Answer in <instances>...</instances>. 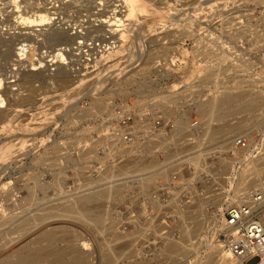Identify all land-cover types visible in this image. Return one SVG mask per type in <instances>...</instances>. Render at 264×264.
<instances>
[{
	"label": "rangeland",
	"instance_id": "1",
	"mask_svg": "<svg viewBox=\"0 0 264 264\" xmlns=\"http://www.w3.org/2000/svg\"><path fill=\"white\" fill-rule=\"evenodd\" d=\"M30 1L0 0V41L9 38L0 45L7 117L0 125V264H32L20 255L62 251L33 264H229L210 226L264 184L244 183L264 174V0ZM44 5L73 36L90 34L84 43L113 40L114 53L94 54L98 71L74 70L81 38L58 46L19 36L29 30L17 10L30 15ZM123 13L129 24L122 35L86 24ZM163 59L169 65L159 75ZM132 98L156 100L153 108L178 133L199 120L189 147L196 148V170H180L183 178L172 185L167 178L179 170H160L162 154L112 155L109 141L99 140L103 113ZM222 127L231 131L214 135ZM243 135L249 148L230 154L225 142ZM186 188L191 198L181 195ZM258 216L264 221V205ZM50 233L58 239L48 240Z\"/></svg>",
	"mask_w": 264,
	"mask_h": 264
},
{
	"label": "built area",
	"instance_id": "2",
	"mask_svg": "<svg viewBox=\"0 0 264 264\" xmlns=\"http://www.w3.org/2000/svg\"><path fill=\"white\" fill-rule=\"evenodd\" d=\"M110 44L114 42L108 38L81 43L75 48L76 56L79 57V66L74 70L81 76L98 71L99 67L95 63L97 57L94 54H103V49ZM102 56L99 59L103 58ZM168 65L166 59L161 60L157 64L156 73L161 75ZM131 100L113 103L103 113V123L106 128L104 137H99V140L109 141V149L113 148L112 155L117 156L118 152H124L126 159H134L152 157L148 155L149 153L162 154L159 156L160 170L166 167L179 170L167 178L172 185L176 179L183 178L184 175L180 170H196V148L189 147L196 146V128L200 126L199 120L191 118V131L178 133L177 123L167 120L166 116L153 108L156 100L137 98ZM231 140L225 142L227 147L231 148V153L229 148L230 154L238 155V152L245 151L250 146L248 138L244 135ZM193 179L196 177L193 176L190 180ZM159 186L163 187L164 183H159ZM164 192L166 193L165 189L161 190L155 198L164 196ZM181 195L191 198L187 188ZM261 203L264 205V184L248 192L244 203L231 206L221 214L218 222L210 226L212 243H218L222 247V254L230 256L229 264H249L254 258H258L254 264H264V224L258 216Z\"/></svg>",
	"mask_w": 264,
	"mask_h": 264
},
{
	"label": "bare ground",
	"instance_id": "3",
	"mask_svg": "<svg viewBox=\"0 0 264 264\" xmlns=\"http://www.w3.org/2000/svg\"><path fill=\"white\" fill-rule=\"evenodd\" d=\"M32 1V0H31ZM30 1V2H31ZM52 1V0H51ZM57 1H59V0H57ZM56 1V2H57ZM65 1V0H64ZM26 2V1H25ZM32 2H34V0L32 1ZM55 2V3H56ZM27 4V3H26ZM50 4V3H49ZM66 4V3H65ZM65 4H64V6H65ZM32 4L30 3V6H31ZM22 6V5H21ZM26 5H24V7H25ZM53 6V5H52ZM51 6V7H52ZM58 6V5H57ZM64 6H62V7H64ZM68 6V5H67ZM126 6V5H125ZM23 7V6H22ZM32 7V6H31ZM61 7V6H60ZM148 7V6H147ZM21 8V7H20ZM29 8V7H28ZM33 8V7H32ZM18 9V8H17ZM33 9H35V8H33ZM60 9V8H59ZM146 9V8H145ZM21 9H19V10H17V13L19 12V15L18 16H16V18H17V22H19V24H23V25H25L24 27H26V29H28L29 31L27 32H22V33H20V35L19 36H24L23 38H33V37H37V38H40V37H42V38H47V39H49V40H51V41H53V43L55 44V45H63V43L65 42V44L68 46V45H70V44H72V43H76V40L78 39V38H81V37H85V39H87L88 38V36H86L88 33H83V32H80V33H77L76 35H72V34H74V33H72V29H70V27H72V26H70V27H68V26H66V25H61L62 23H59V24H57V22H55L54 21V19H53V17H55V16H53L52 18L49 16V13H48V11L49 10H51V8H47L46 7V5H44V6H39V7H36V10L34 11V13L30 16L29 14H27V15H29V16H27L26 14L24 15L23 14V10H21ZM29 10V9H28ZM23 11V12H22ZM135 11V10H134ZM30 12V11H29ZM129 12V11H128ZM148 12V11H147ZM25 13V12H24ZM128 14V13H127ZM112 15H114V14H112ZM123 16L122 17H112L111 15H109V16H107L106 18H104V20H102V19H95V21H97L99 24L98 25H100V26H98V27H100V28H98V27H96L95 26V24H97V23H95L94 22V24H92L91 22H87L86 24H89L90 26H92L93 28H95L97 31H99V32H101V30L103 31V32H105L106 34H108V35H114V34H116V33H119L118 35H120L121 33V31L124 29L123 28V26H125V24L127 25V24H129V23H126L127 22V17H125V18H127L126 20H124L123 19V17L124 16H126L125 15V13H123L122 14ZM5 16V15H4ZM140 16V15H139ZM9 18V17H8ZM58 18V17H57ZM89 18V17H88ZM130 18V17H129ZM13 19H14V17H13ZM134 19V18H133ZM4 21V20H3ZM128 21H130V19L128 20ZM136 21V20H135ZM139 20H138V18H137V21L136 22H138ZM84 22H86V21H83V23ZM4 23V22H3ZM11 23V22H10ZM142 22H140V24H141ZM7 24V23H6ZM16 24H18V23H16ZM18 24V25H19ZM130 24H134V23H132V20H131V23ZM137 25H138V23H136ZM139 24V25H140ZM12 25V24H11ZM20 25V26H21ZM76 25H78V24H76ZM81 25V24H80ZM135 25V24H134ZM45 26H47V27H45ZM23 27V26H22ZM38 27H40V28H38ZM76 27H78V26H76ZM75 27V28H76ZM87 27V26H86ZM107 27L109 28V29H107ZM126 27V26H125ZM73 28H74V26H73ZM128 28V27H127ZM129 29V28H128ZM22 30H23V28H22ZM80 30V29H79ZM84 30V29H83ZM75 31H78L77 29L75 30ZM81 31H82V29H81ZM131 31H132V29H131ZM133 31H134V29H133ZM74 32V31H73ZM134 32H136V31H134ZM124 33V32H123ZM122 33V34H123ZM126 33V32H125ZM95 34V33H94ZM121 34V35H122ZM131 34V33H130ZM88 35H90V34H88ZM100 35V34H99ZM107 35V36H108ZM18 37V36H17ZM87 37V38H86ZM91 37V36H90ZM25 38V39H26ZM73 38H74V40H73ZM92 38V37H91ZM103 38V37H102ZM104 38H106L105 37V35H104ZM1 39V38H0ZM82 39V38H81ZM104 40V39H103ZM5 41H9V38H8V40L6 39ZM3 39H2V41H0V45H1V43L2 42H5ZM77 43H78V45H79V43H84V41H83V39L80 41V42H78V40H77ZM28 44V43H27ZM115 44V43H114ZM114 44H110V46L109 47H107V48H105L104 49V51L105 52H110L111 51V53H114L115 52V50H116V46L114 45ZM27 46H29V45H24V47H20L21 49H22V52H21V54L22 55H20L19 56V58L21 59L24 55H25V53L27 52ZM53 48V47H52ZM61 48V47H60ZM64 47H62V49H63ZM75 48H76V46H75ZM20 49V50H21ZM66 49V48H65ZM70 50V49H69ZM75 50V49H74ZM66 51V50H65ZM58 53V52H57ZM60 54V53H59ZM113 55V54H112ZM1 56V55H0ZM72 58V57H71ZM23 59V58H22ZM56 59V58H55ZM58 59V58H57ZM106 61H108V60H106ZM6 63V62H5ZM3 67V66H2ZM1 67V68H2ZM11 67V66H10ZM62 67V66H61ZM5 69V68H4ZM4 73V72H3ZM14 74V73H13ZM3 75V74H2ZM6 75V74H5ZM15 76V75H14ZM7 77V76H6ZM29 78V77H28ZM32 79V78H31ZM5 80V79H4ZM26 80H27V78H26ZM7 81V80H6ZM12 81V80H11ZM65 83H69L70 82V80H69V82H68V80H65L64 81ZM1 83H2V80H1V76H0V85H1ZM10 85V84H9ZM8 85V86H9ZM2 89V88H1ZM1 92L3 93L4 91L3 90H1L0 91V107H4L5 106V104H6V100H5V98L3 97V94H1ZM9 92V91H8ZM241 95V94H240ZM236 97V96H235ZM226 99L228 100L227 102L228 103H230V105L231 104H234V101H235V98H232V97H226ZM207 106H210V105H207ZM206 106V107H207ZM216 107V106H215ZM215 109V108H214ZM213 111V110H212ZM16 115L18 116V114L17 113H15V114H13L12 116H10V118L8 119L10 122L9 123H14V116L16 117ZM19 117H20V115H19ZM18 117V119L20 120V118ZM213 117V116H212ZM6 119H7V117H6V114L3 112V110H0V125L4 122V121H6ZM16 119V118H15ZM22 119V118H21ZM217 119V118H216ZM7 120V121H8ZM21 121V120H20ZM17 122V121H16ZM15 130V129H14ZM215 131L213 132L214 133V135H216V134H225V133H228V132H230L231 130H230V128L228 127V128H217V129H214ZM16 131V130H15ZM212 133V131L210 132V134ZM209 134V133H208ZM3 156V155H2ZM150 166V165H149ZM260 171V170H259ZM263 178H264V174L263 175H260V173H254L253 172V176L248 180V181H246V182H244L245 184H246V187H250V186H254V185H256V184H258V183H260V184H262V180H263ZM243 183V184H244ZM241 190L242 189H239V188H237V190H236V192H235V195H234V197H237V198H240L241 196H242V194H240V192H241ZM245 190H247V189H245ZM107 193V192H106ZM232 199H233V197H232ZM247 199V198H246ZM245 202V201H244ZM263 206V203H261L260 205H259V207H262ZM263 222V224H264V221H262ZM196 225H198V224H196ZM200 227V226H199ZM197 229V228H196ZM194 231V230H193ZM196 231H198V230H196ZM49 237H48V240H50V241H56L58 238H57V236L55 235V234H49L48 235ZM172 246V245H171ZM173 247V248H172ZM171 248H172V250L173 249H176L177 248V246L176 245H174V246H172ZM74 252H78V250H76L75 248H71ZM218 249H220V248H218ZM217 252H218V250H217ZM219 252H221V250H219ZM213 253V252H212ZM65 254H66V252H65ZM59 255V257H61V256H64V252L62 251V252H54V253H48L46 256H44V255H42V253L40 254V253H35V254H22V255H20V258L22 259V260H26V261H28V263H34L35 261H38V260H42V259H48V258H50V257H55V256H58ZM212 256V255H211ZM230 261V256L229 255H227V258L225 259V260H223V263H228Z\"/></svg>",
	"mask_w": 264,
	"mask_h": 264
}]
</instances>
